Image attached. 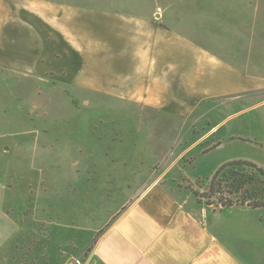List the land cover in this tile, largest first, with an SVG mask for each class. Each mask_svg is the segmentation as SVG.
Returning <instances> with one entry per match:
<instances>
[{"label": "crops", "instance_id": "crops-1", "mask_svg": "<svg viewBox=\"0 0 264 264\" xmlns=\"http://www.w3.org/2000/svg\"><path fill=\"white\" fill-rule=\"evenodd\" d=\"M10 80L66 84L97 102L181 122L203 102L230 98L232 117L254 112L264 122V0H153L146 16L0 0V82ZM197 144L163 175L155 166L171 150L147 176L130 170L142 179L95 241V264H250L251 245L264 238V209L203 205L162 182ZM239 217L247 219L242 226L233 223ZM1 223L0 264H12L3 252L21 228L3 202Z\"/></svg>", "mask_w": 264, "mask_h": 264}, {"label": "rangeland", "instance_id": "rangeland-1", "mask_svg": "<svg viewBox=\"0 0 264 264\" xmlns=\"http://www.w3.org/2000/svg\"><path fill=\"white\" fill-rule=\"evenodd\" d=\"M42 1L143 16L151 15L153 4ZM9 83L0 82V203L21 228L3 252L12 264H95L90 259L95 241L131 202L141 175L147 176L167 150L169 158L155 166L158 175L198 142L162 181L197 201L191 192L208 190L198 188L197 181L206 185L224 163L247 159L264 168V122H256L254 112L232 117L230 98L203 102L191 119L181 122L117 102H97L94 95L66 84ZM137 166L141 175L133 176L130 170ZM210 203L218 207L216 200ZM260 215L264 219V212ZM245 221L239 217L233 223ZM0 231H6L2 223ZM263 239L251 245L250 264H264Z\"/></svg>", "mask_w": 264, "mask_h": 264}, {"label": "trees", "instance_id": "trees-1", "mask_svg": "<svg viewBox=\"0 0 264 264\" xmlns=\"http://www.w3.org/2000/svg\"><path fill=\"white\" fill-rule=\"evenodd\" d=\"M212 176L206 185L197 181L198 188L208 186L207 191L191 192L200 202L205 200L207 205H212L210 201L216 200L221 209L245 206L264 209L263 167L249 160L237 159L221 165Z\"/></svg>", "mask_w": 264, "mask_h": 264}, {"label": "water", "instance_id": "water-1", "mask_svg": "<svg viewBox=\"0 0 264 264\" xmlns=\"http://www.w3.org/2000/svg\"><path fill=\"white\" fill-rule=\"evenodd\" d=\"M214 174H215V173H214ZM214 174H213V175H214ZM212 177H213V176H212Z\"/></svg>", "mask_w": 264, "mask_h": 264}]
</instances>
